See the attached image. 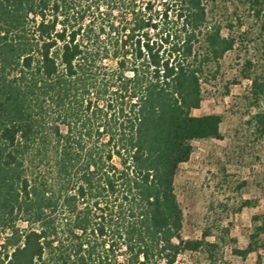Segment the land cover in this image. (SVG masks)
<instances>
[{"label": "trees", "instance_id": "1", "mask_svg": "<svg viewBox=\"0 0 264 264\" xmlns=\"http://www.w3.org/2000/svg\"><path fill=\"white\" fill-rule=\"evenodd\" d=\"M216 1L0 0V264L214 255L183 236L175 179L195 140L222 138V114H193L238 43ZM241 74L262 98L264 69ZM253 221L243 258L264 249Z\"/></svg>", "mask_w": 264, "mask_h": 264}, {"label": "rangeland", "instance_id": "2", "mask_svg": "<svg viewBox=\"0 0 264 264\" xmlns=\"http://www.w3.org/2000/svg\"><path fill=\"white\" fill-rule=\"evenodd\" d=\"M252 1L217 0L209 6L211 20L234 25L238 43L225 55L217 78L203 84L204 99L193 114H222V138L193 142L175 187L185 216L183 236L201 239L207 233L206 239L219 246L213 256L181 254L176 264H257L260 259L264 264L263 248L245 258L234 252L249 245L253 217L264 212V128L255 117L264 112V96L254 95L251 80L241 74L249 61L264 69V10L261 19L254 17ZM246 200L253 204L245 206Z\"/></svg>", "mask_w": 264, "mask_h": 264}]
</instances>
